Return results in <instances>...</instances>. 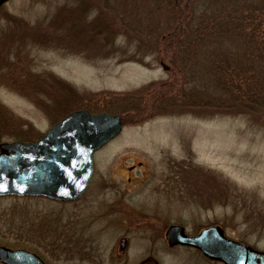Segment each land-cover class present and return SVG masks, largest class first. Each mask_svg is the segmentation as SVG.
<instances>
[{"label":"rangeland","instance_id":"1","mask_svg":"<svg viewBox=\"0 0 264 264\" xmlns=\"http://www.w3.org/2000/svg\"><path fill=\"white\" fill-rule=\"evenodd\" d=\"M65 4L87 5L84 0H11L0 9V143L37 140L78 105L121 115L123 131L95 153L89 188L77 201L0 196V245L40 251L49 264H223L190 246H169L165 236L170 225L194 235L218 224L229 238L264 251V110L191 106L177 89L175 95L168 92L169 66L158 58L146 57L151 64L146 65L106 57L101 23L87 26L98 15L95 8L86 21L74 24L83 31L69 27L61 39L62 29L52 23L57 18L72 25L73 12L61 8ZM13 18L21 21L17 35L38 27L49 35L37 34V40L48 41L44 44L36 43L34 34L26 37L23 61L17 44L6 43L16 25ZM26 56L32 60L27 67L51 81L46 94L27 92V82L13 78L18 73L11 61L23 80ZM53 74L75 89L74 108L57 107L52 100ZM126 92L140 97L143 111L129 110ZM158 93L169 94L161 105ZM225 189L228 198L217 199L219 191L226 196Z\"/></svg>","mask_w":264,"mask_h":264},{"label":"trees","instance_id":"2","mask_svg":"<svg viewBox=\"0 0 264 264\" xmlns=\"http://www.w3.org/2000/svg\"><path fill=\"white\" fill-rule=\"evenodd\" d=\"M84 2L87 5L80 8L79 5L74 8L67 4L61 6L68 11L72 10L71 26L66 25L65 23H69L64 22V19L57 21V18H53V27L62 29L59 35L61 39L67 38L70 28L78 31L77 33H80L79 30L83 31L81 25L79 27L74 24L86 21L88 14L95 8L98 15L95 14L93 17L90 15L88 20L90 23L87 26L93 28L95 24L92 25L91 22L97 20L99 28L101 23L99 39L104 43L102 48L106 57H119L123 62L133 60L141 63L145 62L148 56L158 58L161 64L166 63L169 66L171 78L167 83L170 87L168 92L175 95L177 92L174 89H177V95L182 102L188 101L191 106L197 104L203 110L214 108L218 111L227 110L226 112L264 110V0H99V3L84 0ZM13 22H16V25L9 30L6 43L9 48L17 44L14 48L17 49L16 54L21 61L23 58L19 55L28 45L26 37L34 34L32 39L37 41L34 42L40 44L48 42L36 39L37 34L41 32L49 38L47 33L40 31V27L37 32L32 29L31 32L23 31L17 35L21 21L13 18ZM51 43L58 45L54 40ZM63 45L64 42H61L59 47L62 48ZM70 45L69 43L68 46ZM92 50L96 53L95 48ZM25 60L27 63L24 79H18V74L13 78L16 82H22L24 86L27 82V92L46 94V83L51 81H48L46 75L41 72L34 74L27 67L32 60L28 56L24 57ZM11 62V67L18 70L17 62ZM145 64L149 65L150 62ZM51 76L52 100L57 107L74 108L78 103L74 96L75 89L55 74ZM133 93H124L128 101L127 107L130 111L134 109V113L143 111L144 106L137 104L140 97ZM168 96L169 94L164 96L158 93L157 103L163 104L168 100ZM124 109L126 110V107ZM33 250L37 251L34 247ZM37 252L40 254V251Z\"/></svg>","mask_w":264,"mask_h":264},{"label":"water","instance_id":"3","mask_svg":"<svg viewBox=\"0 0 264 264\" xmlns=\"http://www.w3.org/2000/svg\"><path fill=\"white\" fill-rule=\"evenodd\" d=\"M9 0H0V7ZM122 117L76 109L37 141L0 143V196H39L59 202L82 197L94 173V154L123 131ZM170 246L198 249L223 264H264V251L226 236L220 225L187 235L181 225L166 232ZM1 264H48L36 253L0 245Z\"/></svg>","mask_w":264,"mask_h":264},{"label":"flooded vegetation","instance_id":"4","mask_svg":"<svg viewBox=\"0 0 264 264\" xmlns=\"http://www.w3.org/2000/svg\"><path fill=\"white\" fill-rule=\"evenodd\" d=\"M13 72H14V69H13ZM15 72H17L18 74H20V75H22L21 74V72L19 73L18 72V70H15ZM12 79V78H11ZM13 80V79H12ZM226 190V189H225ZM225 193H226V196L224 195V197H220V195H223V192L222 191H219V193H218V196H217V199L218 198H220V199H223V198H228V194H227V190L225 191ZM208 198H210V195L208 196ZM224 201H225V199H223ZM223 201V202H224ZM213 225H218V224H212V225H209V226H213ZM209 226H206V227H209ZM221 226V225H220ZM222 227V226H221ZM223 228V227H222ZM125 242H126V240L125 239H123L122 240V246H124L125 245ZM141 264H150V263H141Z\"/></svg>","mask_w":264,"mask_h":264}]
</instances>
